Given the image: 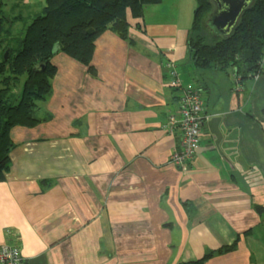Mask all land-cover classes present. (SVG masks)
Returning a JSON list of instances; mask_svg holds the SVG:
<instances>
[{
  "label": "crops",
  "instance_id": "crops-1",
  "mask_svg": "<svg viewBox=\"0 0 264 264\" xmlns=\"http://www.w3.org/2000/svg\"><path fill=\"white\" fill-rule=\"evenodd\" d=\"M195 5H148L130 19L133 43L101 35L96 75L56 54L39 112L50 117L11 130L0 245L18 244L28 264H182L210 253L206 264H264V61L243 83L196 67L187 48ZM167 61L204 98V133L185 167L170 161L180 135L165 124L181 90Z\"/></svg>",
  "mask_w": 264,
  "mask_h": 264
},
{
  "label": "trees",
  "instance_id": "trees-1",
  "mask_svg": "<svg viewBox=\"0 0 264 264\" xmlns=\"http://www.w3.org/2000/svg\"><path fill=\"white\" fill-rule=\"evenodd\" d=\"M162 1L45 0L42 10L34 12L25 0H0V182L6 179L15 147L12 128L34 127L50 117L39 112L52 94L56 53H66L96 75L92 65L96 40L112 31L133 43L130 19L143 18L148 5ZM196 4L187 39L196 67L232 72L241 83L259 76L264 61V0H253L228 35L215 32L207 19L215 7L213 0ZM205 22L212 31H203ZM211 255L182 264H206Z\"/></svg>",
  "mask_w": 264,
  "mask_h": 264
},
{
  "label": "built area",
  "instance_id": "built-area-1",
  "mask_svg": "<svg viewBox=\"0 0 264 264\" xmlns=\"http://www.w3.org/2000/svg\"><path fill=\"white\" fill-rule=\"evenodd\" d=\"M165 67L170 86L181 89L179 108L169 114L165 124L168 132L173 134L178 131L180 135V146L171 155L170 161L175 166L185 167L195 157L204 133V98L197 86L181 82L174 62L167 61ZM0 264L28 263L18 244L5 242L0 245Z\"/></svg>",
  "mask_w": 264,
  "mask_h": 264
},
{
  "label": "water",
  "instance_id": "water-1",
  "mask_svg": "<svg viewBox=\"0 0 264 264\" xmlns=\"http://www.w3.org/2000/svg\"><path fill=\"white\" fill-rule=\"evenodd\" d=\"M214 9L209 14L211 28L219 34L228 35L236 26L241 14L253 0H213ZM58 49V47H57ZM220 116H214L208 122L210 131L216 136V145L219 147L223 134L219 128Z\"/></svg>",
  "mask_w": 264,
  "mask_h": 264
},
{
  "label": "rangeland",
  "instance_id": "rangeland-1",
  "mask_svg": "<svg viewBox=\"0 0 264 264\" xmlns=\"http://www.w3.org/2000/svg\"><path fill=\"white\" fill-rule=\"evenodd\" d=\"M41 0H25V2L26 3H31V6H30V9H32L34 12H40L41 10H42V8L44 7V5H45V0H43V2H40ZM8 2L9 3H11V0H8ZM196 7H197V4L195 5V8H194V10L196 9ZM8 8H9V6H8ZM15 12V11H14ZM24 12V14H26L27 13V10L25 9V11H23ZM16 13V12H15ZM209 18V17H208ZM207 18V19H208ZM206 19V20H207ZM205 25H206V22L204 23ZM207 28L209 29V30H211L212 31V29L209 27V26H207L206 25V28H203L204 30V32H208V30H207ZM58 53H60V52H58ZM57 54V53H56ZM56 56V55H55ZM54 56V57H55ZM53 57V58H54ZM35 127V126H34Z\"/></svg>",
  "mask_w": 264,
  "mask_h": 264
},
{
  "label": "flooded vegetation",
  "instance_id": "flooded-vegetation-1",
  "mask_svg": "<svg viewBox=\"0 0 264 264\" xmlns=\"http://www.w3.org/2000/svg\"><path fill=\"white\" fill-rule=\"evenodd\" d=\"M208 20H209V18H208Z\"/></svg>",
  "mask_w": 264,
  "mask_h": 264
}]
</instances>
